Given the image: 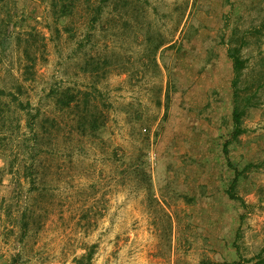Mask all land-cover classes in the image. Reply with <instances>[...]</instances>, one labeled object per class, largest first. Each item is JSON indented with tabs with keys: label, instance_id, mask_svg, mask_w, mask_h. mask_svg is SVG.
Here are the masks:
<instances>
[{
	"label": "rangeland",
	"instance_id": "1",
	"mask_svg": "<svg viewBox=\"0 0 264 264\" xmlns=\"http://www.w3.org/2000/svg\"><path fill=\"white\" fill-rule=\"evenodd\" d=\"M52 2L0 0V264L264 259V0Z\"/></svg>",
	"mask_w": 264,
	"mask_h": 264
},
{
	"label": "trees",
	"instance_id": "2",
	"mask_svg": "<svg viewBox=\"0 0 264 264\" xmlns=\"http://www.w3.org/2000/svg\"><path fill=\"white\" fill-rule=\"evenodd\" d=\"M66 1L67 0H53V5L55 6H59L60 5V10H61V14L62 16H67V12L66 11ZM77 0H69L70 3H73L72 6H75V2ZM229 57L232 59V64H233V70L235 72V78L232 81V88H233V102H234V106H233V110H232V119H233V127L231 129V131L229 132L230 138L228 140H226V142L224 143V147H223V151L224 154L227 158L228 164L229 166H231V161L229 159V146L234 144L235 142L238 141L239 137L245 132V129H243L242 127V117L245 115L246 113V108H241V103L239 102V97H238V92H237V82L239 80V77L241 75V72L244 68V60L241 59V57L239 56V50L238 49H234L233 51L229 52ZM3 96H12L15 97V95L13 93H9L6 94L5 91L0 89V98ZM72 97H69V100ZM16 100V99H15ZM17 101H19L20 105L23 106L22 101H20L19 99H17ZM63 101L60 99L58 101V103H62ZM59 104V105H60ZM66 106H70V101L68 103H65ZM4 120L3 115H0V122ZM0 139H1V135H0ZM251 166V165H249ZM235 177L232 181V184L230 186V189L228 190V194L230 196L231 199L236 200L237 197L234 193L235 187L237 186L241 173L239 172L238 169L235 170ZM92 255L89 254L87 256H84V259L88 261V264H90ZM226 264V263H223ZM228 264H239V262H232V263H228ZM255 264H264V259L256 261Z\"/></svg>",
	"mask_w": 264,
	"mask_h": 264
}]
</instances>
